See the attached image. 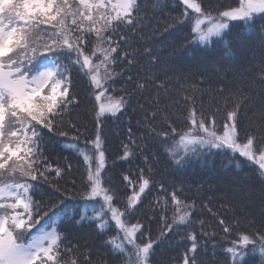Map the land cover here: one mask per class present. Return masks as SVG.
<instances>
[{
  "label": "snow or ice",
  "instance_id": "snow-or-ice-1",
  "mask_svg": "<svg viewBox=\"0 0 264 264\" xmlns=\"http://www.w3.org/2000/svg\"><path fill=\"white\" fill-rule=\"evenodd\" d=\"M160 2L157 0L153 7H158ZM179 3L184 7L182 18L164 31L177 22L190 24V36L180 49L199 46L206 50L210 44L229 35L230 26H236L232 22L251 25L256 17L264 19V0H239L238 6L219 10L215 15L203 6L202 0H179ZM140 12L139 0H0V264H80L73 248L61 246L65 239L63 229L85 220L94 223L101 232L114 222L119 233L107 243L123 264H152L155 244L166 239L173 229L192 225L195 203L181 200L173 191L171 222L165 211L159 236L152 239L149 232L145 240L143 225L131 223L129 218L153 181L141 172L137 188L129 176H124L134 190L126 195L124 210H121L115 202L116 192L104 180L106 149L99 130L94 139L85 140L83 148L79 143L66 145L82 158L85 166L82 189L76 188L75 180L72 188L62 189L58 181L65 169L54 167L45 155V145L54 137L70 135L61 125L70 106L78 104L72 94L73 68L88 78L98 126L103 118L117 117L129 106L130 96L126 92L113 95L109 89L117 77L127 74V79L133 80L124 69L130 70L138 64V49L132 44L130 34L143 23ZM144 52L149 56V63L160 62L151 48L146 47ZM137 87L142 89L146 85L138 83ZM229 95L233 106L226 111L225 122L219 127L214 115L205 116L203 111L198 114L194 107L184 116L179 128L167 112L157 108L166 127L155 126L157 111L152 112L153 121L148 127L167 145L168 156L178 167L185 166L192 157L199 159L215 150L226 156L231 154L237 168L241 166L237 156L251 162L257 166L264 182V131L258 128L259 137L246 134L243 140L239 135L243 115L240 109L247 108L251 97L239 90ZM184 99L187 102L193 97L185 94ZM227 103L226 100V106ZM261 116L264 117V98H261ZM69 126L79 132L71 122ZM70 138L80 139L79 135ZM132 155L125 146L121 159L127 160ZM40 184H47L59 194L52 198L58 203L50 200L45 209L35 199ZM247 195L251 198V193ZM77 196L85 205L93 203L91 216L87 215L86 207L78 220L74 215H67L70 208L66 201ZM259 196L264 205V187ZM168 203L166 198L165 205ZM61 214H64L62 221ZM261 215L264 216V207ZM219 224L225 234L235 231L224 219ZM237 237L230 240L226 249L233 264H242L249 252H258L259 264H264V232L237 233ZM187 239L192 241L188 252L195 254L197 236L189 232ZM183 264H197V260L185 254Z\"/></svg>",
  "mask_w": 264,
  "mask_h": 264
},
{
  "label": "trees",
  "instance_id": "trees-1",
  "mask_svg": "<svg viewBox=\"0 0 264 264\" xmlns=\"http://www.w3.org/2000/svg\"><path fill=\"white\" fill-rule=\"evenodd\" d=\"M156 2L139 0L143 23L130 34L132 44L138 49V64L130 70L124 69L126 73L130 72L133 80L129 81L127 74L117 77L109 89V94L113 95H124L126 92L130 96L129 106L117 117L103 118L98 126L88 78L73 68L72 94L78 104L70 106L61 125L70 135L54 137L45 145V155L54 167L65 169L58 181L62 189L72 188L73 180L76 181V188L82 189L85 166L82 158L66 145L79 143L83 148L85 140L94 139L99 130L106 149L104 180L116 192L115 202L121 210H124L126 195L134 190L123 179L124 176H129L137 188L141 172L153 181L142 196V203L137 205V210L129 218L131 223L140 222L143 225L145 240L149 232L152 239L159 236L164 227L162 217L165 211L171 222L173 206L170 194L173 191L181 200L195 203L192 225L173 229L166 239L155 244L152 264H183L185 254L190 258L195 256L197 264H233L230 254L226 252L230 240L238 238L237 233L256 235L264 232V216L261 215L264 205L259 196L264 182L258 175L257 166L237 156L241 161L240 168H237L231 154L226 156L223 152L213 151L199 159L192 157L185 166L178 167L171 162L167 145L153 135L148 124L153 121L152 112L159 108L167 112L170 120L179 128L184 123V116L194 107L198 114L203 111L205 116L214 115L219 127L225 122L226 111L233 106L229 94L239 90L251 97L247 108L240 109L243 114L240 138L243 140L246 134L259 137L261 133L257 129L264 131V117L261 116V98H264V19L256 17L251 25L241 21L232 22L236 26H230L229 35L210 44L206 50L199 46L180 49V45L190 36V24L177 22L168 31L164 29L182 18L183 5L179 0H161L159 6L154 8ZM202 4L215 15L219 10L238 6L239 0H202ZM146 47L160 57L159 63H149V56L144 52ZM117 71L121 69L117 68ZM138 83H144L146 87L138 88ZM185 94L193 99L186 102ZM160 115L157 111L153 122L157 128L166 127ZM70 122L76 125L79 132L69 126ZM73 135H79V141H72L70 137ZM169 143L172 141L169 140ZM125 146L133 153L127 160L121 159ZM248 193H251V198ZM58 195L47 184H40L35 199L41 201L46 209L50 200L58 203L52 199ZM166 198L169 201L167 206ZM66 203L70 208L67 215H74L77 220L85 207L88 216L93 214V203L85 205L78 196ZM63 219L64 214H61L60 221ZM220 219H224L235 231L225 234L223 226L219 224ZM213 231L215 235H212ZM189 232L198 238L195 254L188 252L192 243L187 239ZM204 232L208 235H203ZM117 233L119 229L114 227V222L103 232L88 220L78 224L73 222L63 229L65 239L61 247L63 249L67 245L73 248L80 264H123L107 243ZM259 262V253L249 252L242 264Z\"/></svg>",
  "mask_w": 264,
  "mask_h": 264
},
{
  "label": "rangeland",
  "instance_id": "rangeland-1",
  "mask_svg": "<svg viewBox=\"0 0 264 264\" xmlns=\"http://www.w3.org/2000/svg\"><path fill=\"white\" fill-rule=\"evenodd\" d=\"M190 11V10H189ZM215 151V150H214ZM251 163V162H250Z\"/></svg>",
  "mask_w": 264,
  "mask_h": 264
}]
</instances>
